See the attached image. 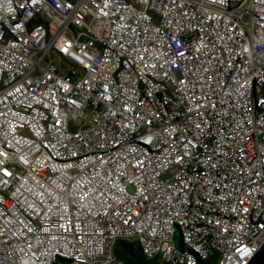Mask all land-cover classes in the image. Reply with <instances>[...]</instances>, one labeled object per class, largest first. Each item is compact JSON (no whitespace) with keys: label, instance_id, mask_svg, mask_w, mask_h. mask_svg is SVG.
<instances>
[{"label":"built area","instance_id":"2783aa9c","mask_svg":"<svg viewBox=\"0 0 264 264\" xmlns=\"http://www.w3.org/2000/svg\"><path fill=\"white\" fill-rule=\"evenodd\" d=\"M116 240L264 243V0H0V264H123Z\"/></svg>","mask_w":264,"mask_h":264},{"label":"trees","instance_id":"16d2710c","mask_svg":"<svg viewBox=\"0 0 264 264\" xmlns=\"http://www.w3.org/2000/svg\"><path fill=\"white\" fill-rule=\"evenodd\" d=\"M111 252L123 264H165L158 259H146L136 241L116 240ZM59 261L64 264V260L61 259H57L53 264H58Z\"/></svg>","mask_w":264,"mask_h":264},{"label":"water","instance_id":"95a60500","mask_svg":"<svg viewBox=\"0 0 264 264\" xmlns=\"http://www.w3.org/2000/svg\"><path fill=\"white\" fill-rule=\"evenodd\" d=\"M245 264H264V243L260 245Z\"/></svg>","mask_w":264,"mask_h":264},{"label":"rangeland","instance_id":"374dc122","mask_svg":"<svg viewBox=\"0 0 264 264\" xmlns=\"http://www.w3.org/2000/svg\"><path fill=\"white\" fill-rule=\"evenodd\" d=\"M87 117H88V113H87ZM174 232H175V240H178L179 232L177 227H174ZM58 264H61V262L59 261ZM64 264H70V263L68 261H64ZM203 264H206V262H203Z\"/></svg>","mask_w":264,"mask_h":264}]
</instances>
